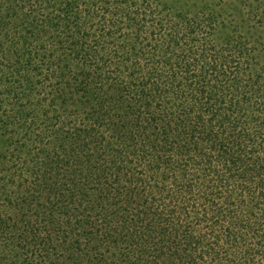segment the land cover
Masks as SVG:
<instances>
[{"label": "trees", "instance_id": "1", "mask_svg": "<svg viewBox=\"0 0 264 264\" xmlns=\"http://www.w3.org/2000/svg\"><path fill=\"white\" fill-rule=\"evenodd\" d=\"M179 1L0 0V264H264V0Z\"/></svg>", "mask_w": 264, "mask_h": 264}, {"label": "rangeland", "instance_id": "2", "mask_svg": "<svg viewBox=\"0 0 264 264\" xmlns=\"http://www.w3.org/2000/svg\"><path fill=\"white\" fill-rule=\"evenodd\" d=\"M193 0H180L179 1V3L180 4H183V3H186V4H189V3H191ZM198 1H200V0H198ZM186 7V6H185Z\"/></svg>", "mask_w": 264, "mask_h": 264}]
</instances>
